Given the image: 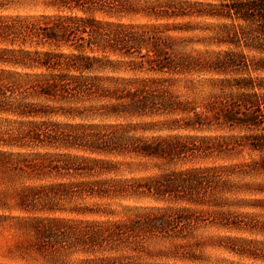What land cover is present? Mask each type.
Returning <instances> with one entry per match:
<instances>
[{"label":"rangeland","instance_id":"1","mask_svg":"<svg viewBox=\"0 0 264 264\" xmlns=\"http://www.w3.org/2000/svg\"><path fill=\"white\" fill-rule=\"evenodd\" d=\"M218 0H0V264H264V32Z\"/></svg>","mask_w":264,"mask_h":264},{"label":"trees","instance_id":"2","mask_svg":"<svg viewBox=\"0 0 264 264\" xmlns=\"http://www.w3.org/2000/svg\"><path fill=\"white\" fill-rule=\"evenodd\" d=\"M224 15L247 22L259 21L264 32V0H218Z\"/></svg>","mask_w":264,"mask_h":264}]
</instances>
